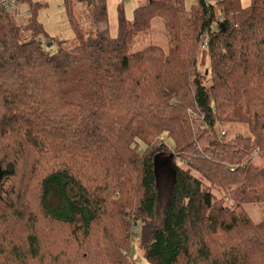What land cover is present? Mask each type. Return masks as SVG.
I'll use <instances>...</instances> for the list:
<instances>
[{
    "label": "trees",
    "instance_id": "1",
    "mask_svg": "<svg viewBox=\"0 0 264 264\" xmlns=\"http://www.w3.org/2000/svg\"><path fill=\"white\" fill-rule=\"evenodd\" d=\"M63 4L70 50L0 10V264H132L137 228L150 264H264V0H146L116 37Z\"/></svg>",
    "mask_w": 264,
    "mask_h": 264
},
{
    "label": "rangeland",
    "instance_id": "2",
    "mask_svg": "<svg viewBox=\"0 0 264 264\" xmlns=\"http://www.w3.org/2000/svg\"><path fill=\"white\" fill-rule=\"evenodd\" d=\"M198 0H182L185 9L190 10L197 5ZM213 2L214 0H207ZM146 0H105L107 19L106 22L102 24L101 28H108V33L110 37H116L117 34V18L120 14L129 21L132 20L133 10L137 7L145 5ZM40 5L36 13V20L42 26L44 32L52 39V42H63V48L65 50H70L75 44L76 40L74 38V33L68 23V18L65 13V7L63 0H22L18 9L20 12L19 21L24 23L29 17L31 7L33 5ZM241 7H248L250 5V0H239ZM74 16L81 22L82 15L86 12V7L80 3H73L72 5ZM9 16H14V10L9 11ZM169 42V37L164 29V26L160 20H155L148 34L142 35L136 38L135 44L133 45L131 51H138L148 45H157L162 48H167V43ZM50 43H48L49 45ZM51 46V45H50ZM243 129V130H242ZM219 130L221 131L222 128ZM227 134V138L230 137L231 131L229 128L223 129ZM221 131L223 134L224 131ZM238 131L245 133L243 127H238ZM241 132V133H242ZM167 144L171 147L170 141ZM168 146V147H169ZM162 159V160H161ZM158 166H156L155 176L157 177L156 191L157 196V215L156 221L161 220V215L163 214L166 201L168 200L169 187L166 189L168 181L169 170L165 167L169 166V163L165 160V157H160L158 160ZM158 167V168H157ZM161 167H164L158 172ZM158 172V174H157ZM172 188V187H171ZM171 191V190H170ZM246 207V208H245ZM242 207V210L251 215L250 219L254 222L260 220L261 211L257 207ZM160 223V221H159ZM128 257L132 264H150L148 263L144 256L143 250L140 246V228L132 233L130 238V248L128 250Z\"/></svg>",
    "mask_w": 264,
    "mask_h": 264
},
{
    "label": "built area",
    "instance_id": "3",
    "mask_svg": "<svg viewBox=\"0 0 264 264\" xmlns=\"http://www.w3.org/2000/svg\"><path fill=\"white\" fill-rule=\"evenodd\" d=\"M20 0H0V10L4 12H9L14 10V14L17 18L20 16V12L18 9Z\"/></svg>",
    "mask_w": 264,
    "mask_h": 264
},
{
    "label": "water",
    "instance_id": "4",
    "mask_svg": "<svg viewBox=\"0 0 264 264\" xmlns=\"http://www.w3.org/2000/svg\"><path fill=\"white\" fill-rule=\"evenodd\" d=\"M51 44H49L48 46H50Z\"/></svg>",
    "mask_w": 264,
    "mask_h": 264
}]
</instances>
